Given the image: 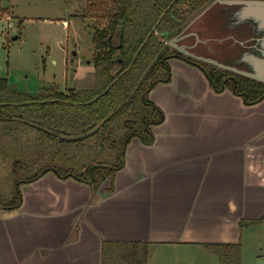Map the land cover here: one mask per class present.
Returning <instances> with one entry per match:
<instances>
[{"label":"crops","instance_id":"0c3cea01","mask_svg":"<svg viewBox=\"0 0 264 264\" xmlns=\"http://www.w3.org/2000/svg\"><path fill=\"white\" fill-rule=\"evenodd\" d=\"M169 63L171 80L150 92L164 121L151 144H128L114 190L53 170L22 182L20 206L0 205V264H102L106 240L149 242V264H217L210 243L264 247V98L248 104L200 67Z\"/></svg>","mask_w":264,"mask_h":264},{"label":"trees","instance_id":"16d2710c","mask_svg":"<svg viewBox=\"0 0 264 264\" xmlns=\"http://www.w3.org/2000/svg\"><path fill=\"white\" fill-rule=\"evenodd\" d=\"M213 1L85 0L74 15L91 21L92 73L77 86H52L36 95L0 76V122L13 141L15 174L25 175L0 205L18 208L20 184L51 170L95 190L109 181L107 190L113 191L128 144L134 138L151 144L153 126L164 121L150 92L171 80L173 57L200 67L215 91L228 88L248 104L261 101L264 82L194 59L168 43V36L183 32ZM8 9L0 2V12ZM255 222H264V216ZM206 246L220 264H243L240 243ZM102 253V264H149L150 243L106 240Z\"/></svg>","mask_w":264,"mask_h":264},{"label":"rangeland","instance_id":"374dc122","mask_svg":"<svg viewBox=\"0 0 264 264\" xmlns=\"http://www.w3.org/2000/svg\"><path fill=\"white\" fill-rule=\"evenodd\" d=\"M0 2L9 8L0 12L1 77H8L17 89L36 95L52 86L60 90L77 86L87 73H92L91 59L95 48L91 21H83L74 15L85 0ZM213 2L186 29L188 34L196 35L185 39L190 46L186 54H199L206 56L208 61L224 62L229 57L228 47L237 46L234 40L227 39L236 29L225 22L222 0ZM232 53L235 55L234 51ZM12 145V139L0 123V199H9L7 197L11 196L18 180L25 176L15 174ZM257 238L264 245V228ZM252 239L254 241V236ZM242 250L243 264H264V247H258L257 241L245 243ZM173 260L180 262L174 257ZM162 264L167 263L162 261ZM217 264H220L219 260Z\"/></svg>","mask_w":264,"mask_h":264},{"label":"water","instance_id":"95a60500","mask_svg":"<svg viewBox=\"0 0 264 264\" xmlns=\"http://www.w3.org/2000/svg\"><path fill=\"white\" fill-rule=\"evenodd\" d=\"M221 4L224 5L225 22L232 29H236L235 33L229 34L227 39L234 40L237 46L230 45L228 47L229 57H226L224 62L208 61L206 56L194 53L191 55L187 53V55L196 56L199 60L264 82V0H222ZM246 4H251L253 7L249 11H244ZM186 29L169 42L171 47L185 55L190 48L189 44H177L176 42L192 35L196 36L188 34ZM232 51L235 52V55Z\"/></svg>","mask_w":264,"mask_h":264},{"label":"snow or ice","instance_id":"6c2138e0","mask_svg":"<svg viewBox=\"0 0 264 264\" xmlns=\"http://www.w3.org/2000/svg\"><path fill=\"white\" fill-rule=\"evenodd\" d=\"M252 7H253V5H251V4H246V5L244 6V11H249Z\"/></svg>","mask_w":264,"mask_h":264}]
</instances>
